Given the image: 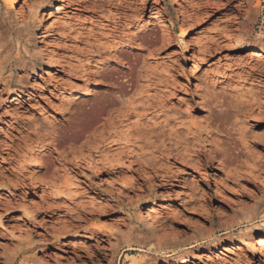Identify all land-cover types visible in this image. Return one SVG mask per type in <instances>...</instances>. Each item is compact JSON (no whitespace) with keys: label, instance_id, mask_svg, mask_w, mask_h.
Instances as JSON below:
<instances>
[{"label":"rangeland","instance_id":"obj_1","mask_svg":"<svg viewBox=\"0 0 264 264\" xmlns=\"http://www.w3.org/2000/svg\"><path fill=\"white\" fill-rule=\"evenodd\" d=\"M125 1L132 17L126 34L139 48L119 49L117 61L107 50L99 60L90 48L102 30L98 24H109L100 17L113 16V9L95 13L75 0H19L13 22L0 25V264H264V249L254 241L264 234L254 226L234 227L228 241L220 235L264 203V185L244 175L251 158L240 144L232 150L227 134L242 125L260 135L264 122L240 119L237 126L233 109L215 110L210 136L228 152L210 160L201 152L205 164L187 165L155 149L162 150V141L168 148V133H186L178 121L206 123L201 97L207 90L208 98L224 89L228 97L255 91L249 74L264 71V48L256 45L264 39V0ZM207 2L217 7L210 12ZM4 9L0 0V18ZM252 10L253 23L247 22ZM245 28H252L246 43L233 38ZM131 82L137 92L151 85L149 95L162 96L153 113L158 139L144 141L155 148L125 137L137 120L126 109ZM167 114L177 125L162 134ZM250 151L264 163L263 147ZM147 237L178 254L127 250V240ZM190 243L197 245L184 250Z\"/></svg>","mask_w":264,"mask_h":264},{"label":"bare ground","instance_id":"obj_2","mask_svg":"<svg viewBox=\"0 0 264 264\" xmlns=\"http://www.w3.org/2000/svg\"><path fill=\"white\" fill-rule=\"evenodd\" d=\"M4 1H5V9H4V14H3L4 16H2V18H0V25L5 24V20H7L9 22V25H10L14 19L13 14H12V10H14L18 6L19 0H4ZM75 2H76L75 4L78 6H85L84 8H91L92 10H94L95 13L103 11L105 8L113 9L114 10L113 12H115V14L113 13V16H111V17H109L110 16L109 13H111V12H109L107 14L109 16L100 17L101 19L104 20L103 22H106V24L107 23H109V24H107V25H100L101 23L98 24L100 28L102 26V28H101L102 30H100L98 35L94 37V39H95L94 42L93 43L91 42V45L89 44L91 46L90 48L94 49V50L91 49V51H93L92 54L96 53L98 59L101 57L102 54H104L101 52L102 50L103 51L107 50L109 56L113 53V55H111L112 57H110V58H113V56L116 55L118 53V51H120L119 49H127V51H128V49H132L134 47V45H132L133 43H135L134 35L132 34L133 36L128 37L131 33L128 32L129 33L128 36L126 34V31L128 30L127 28L129 26V24L127 22L130 21L129 19L132 17L127 14L129 12V8H128L129 4L125 0H75ZM208 2L205 3V5L208 4V6H206V9L210 10V12H211L212 9H214L213 7H215L216 5H213L212 3L210 4ZM219 2H221V1H219ZM212 5H213V7H212ZM241 6L242 5H239V7H236V9H235L236 12H238V14L240 15V17H242ZM199 7H201V6H199ZM203 7H204V5H203ZM91 9H90V11H91ZM253 12L254 11L252 10L247 15V22H251V23L254 22L255 16H254ZM99 15H102V14H99ZM159 23H160V25L163 24V26H164V23H162V22H159ZM238 25H240V24H238ZM8 27H10V26H8ZM8 27H7V31H6L7 33H9V30H10ZM252 28H245V31L240 30L242 32V35H239L238 37L234 36L233 38L238 39L240 42H245L247 39H250L251 34H252ZM97 30H99V29H97ZM241 32H239V33H241ZM88 34H87V36H88ZM256 42H257V44H256L257 47L259 46L261 48H264V39L263 38L259 39ZM135 47H136V45H135ZM141 47L142 46H140V48ZM41 53L43 54V56L45 58H47L48 62H53V61H51V58H49L43 51ZM108 55L105 56V59L107 57H109ZM255 55H258V54H254V56ZM122 56H123V60H127V63L130 62L128 60V58L126 57V55H122ZM91 58H92V56H91ZM113 59H110V60H113ZM116 59H118V58H116ZM116 59H114V60H116ZM99 60H98V63H99ZM95 62H97V61L95 60ZM109 62L108 63L106 62V63L109 64ZM114 63H116V62H114ZM1 66H2V59H0V70H1ZM256 72H257V75L259 77L255 76L256 73H253V72L251 74H249V77L254 79L252 81L257 82L256 83L257 90L255 88V91H253V90H247L246 91L245 90V92L239 91L240 93H238L236 91L233 94L230 93V95L228 97L227 93H225L226 95L224 94V91H225V89H224L223 94L222 93H220L219 95L213 94V96H214L213 98L207 97L208 96V92H207L208 90L206 92L204 91L205 93H203V96L201 97L202 103L205 105V108L207 107V110L209 112V115L205 118L206 123H204L202 126V124H201L202 122H200V124L199 123L197 124V121H196V123H193L192 121H190L192 123L188 122V124H184L185 122L181 123L180 121H178L180 125L178 124L177 128L183 127V129L185 130L186 133L182 137H180V136L174 137V135H177V134L179 135V130H176L173 133L170 132V134L168 133L167 134L168 148H164L165 146L163 144L165 143V141L161 142V140H160V142L162 144L161 148L163 147L162 150L159 147H156V145H154L153 142H151V143H150V141L147 143L144 142V141H148L151 138H156V140L158 139V135H157L158 133L155 132V129H154V127L157 124L154 122L155 116L153 115V113L155 112L154 109L161 108L162 102L161 101L159 102V100L162 99L161 98L162 96H159L155 93H154V95L152 94L153 96L149 95V93L152 91L150 89L151 85H145V86L141 85L139 92H137L138 86L134 85L131 82V84L130 85L128 84V85L130 87L129 92H133V98L130 97L131 100H128L129 102H127L128 104L126 106L127 107L126 109L128 110V112H127L128 117L133 115L135 118H137V120H135L136 122L131 124V127H130V130L133 133V135H131L130 131H128L129 134L124 133V134H126L125 137L130 138V139L133 137H134L133 139H135V137H136V138H138V141L146 144V145L144 144V146L150 147V146L154 145L156 148L154 146H152V147H154L156 149V151L158 153H160V155L166 154L167 157H172V158H175L177 160H181V162L186 163L187 165L192 164L193 162H195V163L196 162L197 163L202 162L200 160V158H201L200 153L205 152V151L206 152L208 151L207 153L209 154V156L207 155L209 157L207 160H210V158H216L219 156L222 157L225 155V152H228L226 149H223L224 143L220 142V140H218V139H215L216 136L214 138L212 137L213 135L210 136L211 135L210 129L213 126V121H214L213 112L215 110H218L217 115H220L221 112L223 111V109H230V108L233 109L231 111L234 113L233 114L234 118H235L234 121H235L237 126H239L238 124L242 123V122H244L246 125L249 122H254L257 124L264 122V89H263V86L261 85V84L264 85V82L262 83V80L260 79V77L263 76L264 71L261 70V71H256ZM105 76H106V73H105ZM110 77H112V75ZM0 82H2V81H0ZM125 82L127 83V80ZM148 82L150 83V81H148ZM6 86H7V84H6ZM259 88H261L262 90ZM119 91L122 95H124L125 90L123 87H121ZM233 91H235V90H233ZM158 98H159V100H158ZM150 115H152V116L150 118H147ZM217 117H219V116H217ZM122 118H124V116H122ZM168 118H169V116L167 114L165 116L164 120L162 121V124L163 123L164 124L163 125L160 124L162 131H158L159 133L164 134V132H165L164 129L169 127V125L171 123L177 125L176 119L169 120ZM240 119H242V122ZM193 121H195V120L193 119ZM149 123H150V125H149ZM115 125H114V127H115ZM186 125H188V126H186ZM240 127H242V128H240ZM245 127L240 125L239 129H236L234 126L230 128V130L227 134L229 146H233V148H232V150H233L237 147L238 144H240L243 147V149H245V151H246L245 155L249 156L251 158V160L248 163V166L246 165L248 167L247 173L246 174L243 173V174L247 175V178H249L252 181V183L254 182V185H257L256 184L257 181H259V183L261 182V184L264 185V175L262 176V174L264 173V170H262V168L264 167V163L262 162L263 160H261L260 157L256 156L257 153L254 154V153H252V151H250V149L255 148L257 146H261L264 148V132L260 135H256L253 132H251L250 129L248 130V128H245ZM163 130H164V132H163ZM180 130H181V128H180ZM242 130H244V131L248 130V131L243 132ZM125 131H127V130H125ZM231 132L233 133V135H236V137H234L232 134H230ZM117 135H119V134H116V136ZM122 137L125 138L124 135H122ZM175 139H177V140H175ZM125 140H128V139H125ZM138 146H140V145H138ZM158 146H160V145H158ZM242 147H241V149H242ZM230 148L231 147H229V150H230ZM227 149H228V147H227ZM140 151H141V148H140ZM258 155H259V153H258ZM144 156H145V154H144ZM166 156H164V157H166ZM262 159H263V157H262ZM204 162H202V164H205ZM246 162H248V161H246ZM152 169H154V168H152ZM244 171H246V170H244ZM147 217H148L147 219L150 221V223L152 225H154L156 227L160 226L154 217L150 216L149 214L147 215ZM243 226H245L246 229H248L251 226H254L255 229L260 230L261 233L264 234V203H262L259 207H255L251 211H248L247 213L241 215L240 217L236 218L235 220H232L231 223L227 224L221 230L222 232L220 235H222V236L226 235L227 237L225 236L226 238L224 240L228 241L231 239L230 233H231V231L234 230V227L239 228V227H243ZM161 233H163V232H161ZM213 233L214 232H211V235H213ZM163 235H162V237H163ZM247 237H249V233H244L239 238H243V240H244V239H247ZM158 239L160 240L162 238L160 237ZM255 239H256V240H254L255 243L259 244L261 249H264V235L258 236ZM162 243L157 240V243L152 244L150 237H147L146 239H140L139 238L136 241L127 240L126 241V247H127V250L130 252H139V253L143 252L144 249H146L148 247L149 251L153 250L156 254H158L160 256H165V258L175 256L178 254V251L175 252L174 250L169 251V252H167L168 250L164 251L161 247ZM196 245H197V243H193V244L190 243L189 246L184 247V250L192 249ZM233 245L230 246L231 249L237 250L234 248ZM182 263H185V261L183 259L176 260L175 262H173V264H182Z\"/></svg>","mask_w":264,"mask_h":264}]
</instances>
